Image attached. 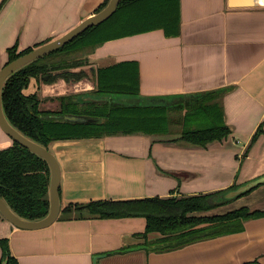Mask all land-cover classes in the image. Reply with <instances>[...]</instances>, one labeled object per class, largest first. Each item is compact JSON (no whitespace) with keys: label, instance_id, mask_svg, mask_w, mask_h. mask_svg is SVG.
Here are the masks:
<instances>
[{"label":"crops","instance_id":"crops-1","mask_svg":"<svg viewBox=\"0 0 264 264\" xmlns=\"http://www.w3.org/2000/svg\"><path fill=\"white\" fill-rule=\"evenodd\" d=\"M104 1L9 0L0 11L1 48L5 52L17 40L21 48L29 36L61 35ZM181 27L173 37L158 29L108 40L90 53V64L137 61L140 95L150 97L229 87L222 104L230 135L205 146L175 141L178 134L144 133L58 142V219L24 230L0 218V239H10L19 264H264V217L251 218L240 232L157 251L151 244L164 234L143 236L146 217L78 216L74 210L94 200L213 193L264 174V134L251 143L264 128V0H181ZM6 136L0 127V149L2 139L11 138ZM233 161L234 170L223 176ZM68 206L72 212L64 211ZM243 206L264 210V184L236 203L192 215Z\"/></svg>","mask_w":264,"mask_h":264},{"label":"trees","instance_id":"trees-1","mask_svg":"<svg viewBox=\"0 0 264 264\" xmlns=\"http://www.w3.org/2000/svg\"><path fill=\"white\" fill-rule=\"evenodd\" d=\"M108 1L101 3L96 11L105 7ZM7 2H1L0 11ZM181 28V0H121L115 13L105 22L90 26L62 48L25 64L8 76L2 93L4 113L21 133L48 148L58 140L143 133L178 134L175 141L200 146L227 138L232 129L225 122L222 100L229 87L162 97L144 96L140 95L137 61L124 60L107 67H94L89 63L90 53L108 40L158 29H163L167 36L173 37L180 34ZM37 45L28 46L19 52L17 40L7 47L8 61ZM32 77L46 84H54L58 79L74 83L87 78L92 79L95 86L90 92L51 98L58 102L57 109L51 110L41 108L42 99L37 93L25 94L24 89ZM79 95L110 98L107 102H83L76 98ZM68 114L94 116L99 121L71 123L64 118ZM262 134L264 128L259 127L251 143ZM249 148L243 157L248 154ZM49 178L47 161L27 147L13 141L12 145L0 149V195L21 217L39 219L48 212ZM238 185L234 183L227 189ZM259 186L230 200L220 197V193L227 190L221 189L179 198L153 196L94 200L77 204L74 210L78 216L146 217L143 236L151 231L164 234L160 241L151 244L154 250L163 251L201 239L240 232L244 230V222L248 219L264 217V211L251 210L247 206L214 215H192L196 211H209L229 204ZM72 210L73 206L64 208L66 212ZM0 218H3L1 214ZM4 260H7L6 264H19L11 252L8 238L0 239V264ZM246 264L259 263L251 261Z\"/></svg>","mask_w":264,"mask_h":264},{"label":"water","instance_id":"water-1","mask_svg":"<svg viewBox=\"0 0 264 264\" xmlns=\"http://www.w3.org/2000/svg\"><path fill=\"white\" fill-rule=\"evenodd\" d=\"M121 0H109L105 7L96 11V8L93 13L89 16L83 18L79 23L75 24L67 32L55 36V38L39 43L32 50L23 53L21 56L8 61L5 63L4 67L0 69V127L1 130L8 134L15 142L21 144L22 146L27 147L30 151H33L40 157H43L50 167V178H49V201L50 207L48 212L39 219H28L23 218L18 215L13 208L5 201V199L0 195V214L6 220H10L16 227L21 229H30L37 230L43 229L44 227L50 226L53 224L59 217L62 209V201L60 196L61 190V173L62 167H60L59 158L53 150H50L48 147L40 144L27 136L26 134L21 133L6 117L3 108L2 93L5 87V82L12 73L25 66V64L38 59L39 57L55 52L57 49L62 48L67 43L71 42L75 37L79 36L86 31L90 26L98 25L110 18L116 11ZM89 63L90 55H89ZM129 60V59H124ZM122 62V61H119ZM117 62V63H119ZM115 63V64H117ZM113 65V64H111ZM108 66V65H107ZM102 66V67H107ZM83 97V96H82ZM85 102H107L110 97L102 96H84ZM65 120L71 123H92L99 121L97 117H89L86 115L79 114H68L64 115ZM264 184V174L257 177L247 180L245 183H241L236 187H232L220 193V197L226 200L230 198H235L236 196L241 195L242 193L247 192L258 185ZM251 219V218H250ZM248 219V220H250ZM247 220V221H248ZM244 222V226L247 223ZM7 260H4L2 264H6Z\"/></svg>","mask_w":264,"mask_h":264},{"label":"rangeland","instance_id":"rangeland-1","mask_svg":"<svg viewBox=\"0 0 264 264\" xmlns=\"http://www.w3.org/2000/svg\"><path fill=\"white\" fill-rule=\"evenodd\" d=\"M1 2H0V4H1ZM51 22L55 24L57 22L60 23L61 20L55 19L54 21H51ZM46 25L48 27H50V24L48 22L46 23ZM46 25L43 24L42 26L47 27ZM53 37H55V36H53V35L43 36V37H31V36H29V37H27V40H24L25 45L22 44L21 48L18 47L19 52L28 46H33V45L39 44L40 42L46 41L47 39L53 38ZM34 40H37V41H34ZM3 43H4V41L0 42V69H2L4 67V65L8 61V57H9L8 51L4 52L3 49L1 48ZM93 86H95L94 81H92V79L90 80L87 78L82 79L78 82H74V83H68V82L64 81L63 79H58L57 82L54 84H46V83L37 82L36 79L32 77L30 79V84L24 89V92H25V94L37 93L39 99H42L41 108L55 110V109H57L58 102L53 101L51 98L57 97V95H63V94L74 95V93L76 94V93H82L85 91H91L94 88ZM6 137H9V136H6ZM92 139H88V140H92ZM94 139H101V138H94ZM12 141H14L12 138H9V140H7V142L2 139V149L7 147V145L10 144V142H12ZM61 141H69V140H58L56 142H53L50 144L49 149L55 150L56 144L58 142H61ZM234 166H235L234 161L232 163H229L228 168L227 167L225 168V172H224L225 175H223V176H225V177L230 176V174L232 173V170H234ZM228 171H229V173H228ZM236 200L231 201V203H234V202L236 203ZM233 208H234V206H233ZM217 211H221V209H218Z\"/></svg>","mask_w":264,"mask_h":264},{"label":"flooded vegetation","instance_id":"flooded-vegetation-1","mask_svg":"<svg viewBox=\"0 0 264 264\" xmlns=\"http://www.w3.org/2000/svg\"><path fill=\"white\" fill-rule=\"evenodd\" d=\"M94 87V86H93ZM86 92H90V91H85V92H82V93H86ZM78 94H81V93H78ZM83 95V94H82ZM76 98H78L80 101H83V102H85L83 99V97L81 96V95H79V96H76ZM8 147V146H7ZM4 149V148H3ZM263 185V184H262ZM260 211H264V210H260Z\"/></svg>","mask_w":264,"mask_h":264}]
</instances>
